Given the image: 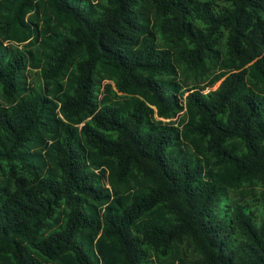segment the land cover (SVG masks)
I'll return each instance as SVG.
<instances>
[{
  "label": "trees",
  "instance_id": "trees-1",
  "mask_svg": "<svg viewBox=\"0 0 264 264\" xmlns=\"http://www.w3.org/2000/svg\"><path fill=\"white\" fill-rule=\"evenodd\" d=\"M0 264H264V0H0Z\"/></svg>",
  "mask_w": 264,
  "mask_h": 264
},
{
  "label": "rangeland",
  "instance_id": "rangeland-1",
  "mask_svg": "<svg viewBox=\"0 0 264 264\" xmlns=\"http://www.w3.org/2000/svg\"><path fill=\"white\" fill-rule=\"evenodd\" d=\"M23 81H24L25 86L30 87L34 83H37V81H39V79L34 73H29L28 71H25L23 73ZM216 85H217V83H215L212 88H214Z\"/></svg>",
  "mask_w": 264,
  "mask_h": 264
}]
</instances>
